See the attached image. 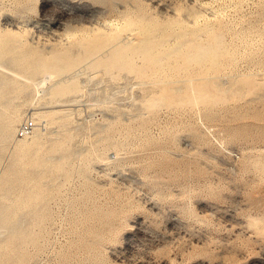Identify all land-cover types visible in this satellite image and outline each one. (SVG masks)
Wrapping results in <instances>:
<instances>
[{
	"label": "rangeland",
	"instance_id": "rangeland-1",
	"mask_svg": "<svg viewBox=\"0 0 264 264\" xmlns=\"http://www.w3.org/2000/svg\"><path fill=\"white\" fill-rule=\"evenodd\" d=\"M129 14L160 22L179 17L188 27L213 22L227 45L225 57L219 56L221 72L191 65L189 73L186 67L174 76L183 78L166 83L164 72L173 74L183 62L179 57L167 61L176 70L166 66L156 84L133 73L98 74L82 63L68 73H77L80 94L50 106L70 111L68 124L61 114L47 125L33 120L40 105L23 103L30 89L17 99L23 103L19 124L32 119L45 147L69 140L73 149L62 170L47 171L39 182L48 183L38 206L43 220L36 244L28 245L33 255L27 264H264V0H0V28L18 31L29 45L48 50L43 53L70 48L92 30L99 34L96 27L102 34L116 32ZM125 31L118 41L149 36L138 28ZM201 35L198 40L208 38ZM185 74L199 76L195 84L211 76V90L214 82L224 85L226 98L147 109L142 101L149 95L183 90ZM237 85L243 86L239 92ZM227 88L237 91L235 97ZM8 146L6 152L0 148L6 169L14 151L12 142ZM56 153L58 161L63 153Z\"/></svg>",
	"mask_w": 264,
	"mask_h": 264
},
{
	"label": "bare ground",
	"instance_id": "bare-ground-1",
	"mask_svg": "<svg viewBox=\"0 0 264 264\" xmlns=\"http://www.w3.org/2000/svg\"><path fill=\"white\" fill-rule=\"evenodd\" d=\"M176 14H174L173 17L177 18L178 16ZM181 18L182 20H184L183 18L188 19L184 15ZM125 19H126V23L123 22L124 24L121 29L120 28L115 29L117 30L116 32L107 33L108 31L104 30L106 34H104L105 32H103L102 34L101 29L100 28L98 29V27H96L95 30H99L100 31L99 34L95 33V35H92L93 30L91 32V35L90 33L89 34L87 33L84 36L83 34H81L83 37L81 38L78 37L79 39H77L76 43L73 44L72 47L70 46L72 44L71 41V44L69 43L70 48H66V45L65 46L63 45L65 47L64 50H60L59 48H58L59 50L58 49H55L53 51L51 50L52 51L51 53L48 52L49 55H47L48 53L46 52H44L45 54L43 53L42 51L43 47L40 50L38 48L29 45L28 42H25L26 40L25 41L23 40L24 37L21 36V34L16 33L18 31L14 32L6 29L4 31L0 28V148L2 149V151L5 149L6 146L9 149L8 146L9 142H12L14 147L13 155L10 153L12 157L8 163L9 167L7 169L2 167L3 166L2 158L0 157V170H1L0 229H2V232L1 231L0 232L4 234V235L2 234L4 238L2 237V239H0V264H27L29 259L32 257L33 253L30 251L31 249L30 250L28 249L29 248L28 245L31 243L36 244L37 242V235L39 234V232L36 231L37 228L36 226H39L40 222H42L43 220V213L39 210L38 206L39 204L41 206L42 204L41 202L44 200V194L45 191L47 190V188L45 187L48 184V183L46 184L44 183L45 187L44 184L42 187L40 186L39 182L41 181L42 177L44 178V176H46L47 171L52 172V171L62 170L63 167L65 166V164L63 166V162L65 160L64 158L70 157V152L73 150L71 149V144H69L70 143L69 140H66L64 142H59L60 141L59 140L55 145L49 144L50 146L48 145V147H45L44 143H42L43 134H41L42 133V131L40 130L41 127H38L36 125H35L36 127H34V129L30 134L23 137H18L16 135L17 124L19 125V122L23 118L22 116L23 108L21 105H23L24 102H26V104L27 102L31 104L33 103L36 104V106L42 105L41 107H47L48 104L49 108L51 106V103H55V102L57 103L58 101L61 103L62 100H63L62 102L63 104H67L64 103V101L66 102V100H69L67 97L73 94L78 95L80 94V89L82 90V88H80L81 85H79L80 82H79V78L77 77V73L75 72L76 73L75 75L73 73V75L70 76L72 74V72L70 71L80 66L82 63H85L87 69L88 68L93 69L96 72L97 70L99 71L103 70L104 73H107V75L110 74L112 76L115 72L117 73L115 77L121 74V72L130 73V74L133 73L135 74L136 77L137 76H140L142 78L150 77V79L152 80V82L151 81L150 82L156 83L157 79L160 76L161 77L165 76L163 79H165V82L168 83V81L169 82L175 81V78H180V77L183 78L182 74L181 76L179 74V76L175 78L174 76H177L178 72L180 73L184 71V69L179 71V69L181 68L187 67L186 71L184 72L189 73L188 68H190L191 65H193L195 68L198 69L200 68V70H202L203 69L202 67L204 66L205 68L206 67L211 68V70L213 68L215 73H217L218 67H220L218 65L220 53L223 56L224 54L226 55V53H222V50L227 47L226 43H224L226 41V40L224 41L225 35H223V33L221 31H218L217 29L214 30L216 27L218 28L219 26L214 25L216 27L213 29L214 27L212 26L213 22L212 23L210 22L212 25H210V23H208L209 24L208 25L206 22H203V24L206 23L204 26L193 25L192 27H188V24L186 26L185 22H183L185 26L181 25L183 23H180L179 17L177 18V20L174 21L171 20L168 22L155 21L147 17L145 14H137L135 16L130 15L128 17H125ZM192 19L194 18L192 17ZM198 23L200 22L198 21ZM135 28L136 29L138 28L139 31H146V33H149V36L148 34L144 35L143 32L141 33L139 32L143 37L141 36L140 39H137L138 37L135 35L137 31H135ZM150 28L151 31L148 32L147 30L148 29L150 30ZM128 29L130 30L134 29V31L136 32L134 34L136 38L134 39L139 40L138 42L136 43L132 42V40H128L127 38L125 39H127L128 41L127 40H125V42L118 41L121 34L123 36L126 35L123 32ZM96 32L98 33V31ZM130 33H132V31ZM203 33L204 34L206 33L207 34L206 36L208 38L204 39L205 37H203L204 40H202V38L201 40L200 39L198 40V38L201 37L202 36L201 34ZM176 34L179 37L178 40L174 44H168L167 42H169V39H171V37H174L176 39L175 37ZM130 36L132 37V35ZM174 38L172 39L174 40ZM224 44L225 47H223ZM58 46L60 47V45ZM44 49L46 48L44 47ZM104 50L105 52H103ZM224 50L226 51V49ZM46 51L48 50L46 49ZM229 51L228 53H230ZM179 57L183 59L182 64L175 66L176 68H178L177 70L174 68L176 71H173L174 70L173 67H172L173 70H171L170 68L171 65L169 66V64L171 63L167 64V61ZM173 63H175V61ZM220 65L222 64L220 63ZM166 66H169L168 69H170L174 73L167 74L165 71L164 76L157 75L159 71L165 70V68H167ZM81 68L83 70L85 69L83 68V65ZM78 70L80 69H77V71ZM170 70L168 71L170 72ZM85 72L88 73V70H86ZM85 72L83 71V73ZM149 72L151 73L150 75L152 76L148 74ZM203 73L201 74L202 76ZM78 74H80V72H78ZM187 75L189 76V74H185L186 77ZM212 75L213 77H217L216 74H212ZM195 77H197L196 74ZM195 77L192 75V77L189 76L188 78L184 79L186 80L187 84L185 88L183 87L184 88L183 90L182 89L179 90L178 86L177 88L175 86V89L177 90L175 91L174 95L165 92L166 90L163 89L162 94L153 95V96L151 95V97H149L150 95L149 96L147 95L149 98L147 97V99H145V101L142 102L145 103V105L148 107V108L146 107L148 110L151 109L150 111L153 110L156 111L159 107L163 105L166 106L169 105L170 107V105L173 104H182V105L189 103L191 104L192 102L195 101L200 102V100L216 104L215 102L218 103L219 100H222L225 97V96L223 97V93L225 92L226 89V88L223 89L224 85L222 86V84L221 85L219 84L220 88H218L217 82H214L216 83L217 86L215 87V90L212 89L214 91L211 90V88L213 87L212 81H214L213 79L210 81L211 76L210 77L204 76L203 78H206V81L204 82L201 81L198 82L197 84L194 83ZM242 78H244V76ZM159 81L157 82L159 83ZM248 81H249L248 78L244 80V82H248ZM150 82L148 81L147 83L151 84ZM162 82L164 83V81ZM249 83L250 82H248V84ZM240 85H244V84L241 83ZM180 86L182 88V85ZM229 87L231 89L232 86L230 85ZM239 88L240 87L238 86L237 91L238 90L240 91V89H242L243 86L242 88L240 89ZM149 89L152 90V88ZM230 89H228V91ZM28 91L31 94L29 93L30 94L29 97L28 96L25 97L26 96L25 94ZM78 91L79 93H77ZM230 91H232L233 95L237 93V91L234 93V90H230ZM230 91L228 93H230ZM23 94L25 95L23 99V103L18 102L20 100L19 98L22 97ZM230 96L232 97V95ZM233 97H235V95ZM227 98L229 97L227 96ZM73 100L75 101V99ZM73 100L71 99L72 102ZM227 101L228 100L226 99V102ZM53 105L55 106L56 104ZM40 106L37 107L38 110L33 111L31 115V118L33 117V120H35L37 123L41 122V120L42 121L44 120L46 124L47 122H50L53 119L55 120L56 117H57L56 120H58V115L60 114L62 115V117H64L65 115L68 114L70 115L71 113L70 111L63 110L64 108L52 109L55 107H51L50 109L46 108V110H43ZM23 115L25 116L26 113ZM62 117L59 118L61 119ZM69 117L68 116L64 117L63 119L64 123L67 122L69 123ZM62 123L63 122H61V124L59 125L63 126L64 124ZM67 129L69 130V128ZM67 129L65 132H67ZM63 130H65V128ZM105 136L107 137L108 135ZM108 138L110 139V137ZM114 140L115 139H113V141ZM116 143H118V141ZM10 145L12 146V144ZM58 151H60L63 154L61 155L58 153V155H61V157L59 156L60 159L58 158V161H56L54 160V157H56L57 154L56 152ZM4 152H6V149L4 150ZM54 153L56 154L53 157ZM4 160L5 159H3V164L5 162ZM69 162L67 161V163L70 165ZM259 162L261 163L262 161ZM262 164L264 166V163ZM47 180L45 179V181ZM54 184L56 183L54 182Z\"/></svg>",
	"mask_w": 264,
	"mask_h": 264
},
{
	"label": "built area",
	"instance_id": "built-area-1",
	"mask_svg": "<svg viewBox=\"0 0 264 264\" xmlns=\"http://www.w3.org/2000/svg\"><path fill=\"white\" fill-rule=\"evenodd\" d=\"M34 121L32 119H25L23 120L17 128V135L18 136H26L28 134H30L34 128Z\"/></svg>",
	"mask_w": 264,
	"mask_h": 264
}]
</instances>
